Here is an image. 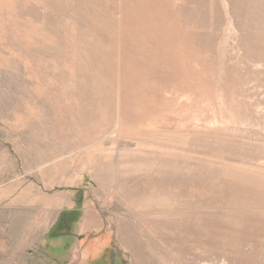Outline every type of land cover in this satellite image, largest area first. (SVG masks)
I'll return each instance as SVG.
<instances>
[{
  "label": "rangeland",
  "instance_id": "1",
  "mask_svg": "<svg viewBox=\"0 0 264 264\" xmlns=\"http://www.w3.org/2000/svg\"><path fill=\"white\" fill-rule=\"evenodd\" d=\"M0 264H264V0H0Z\"/></svg>",
  "mask_w": 264,
  "mask_h": 264
}]
</instances>
